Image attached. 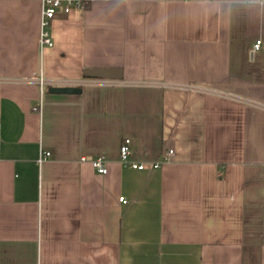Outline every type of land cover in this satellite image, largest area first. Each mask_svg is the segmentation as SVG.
Masks as SVG:
<instances>
[{"label": "crops", "instance_id": "obj_1", "mask_svg": "<svg viewBox=\"0 0 264 264\" xmlns=\"http://www.w3.org/2000/svg\"><path fill=\"white\" fill-rule=\"evenodd\" d=\"M40 17L0 0V264H264V0H87L53 47Z\"/></svg>", "mask_w": 264, "mask_h": 264}, {"label": "built area", "instance_id": "obj_2", "mask_svg": "<svg viewBox=\"0 0 264 264\" xmlns=\"http://www.w3.org/2000/svg\"><path fill=\"white\" fill-rule=\"evenodd\" d=\"M39 2L41 5V17H40V44L42 47H53L54 41L51 36L50 26L55 17L59 14L69 15L77 10H85L87 0H33ZM262 41L258 40L254 46L253 52L261 49ZM40 85L43 87L46 81L43 78L39 80ZM80 87V86H77ZM132 140L125 138L120 146V161L122 164L131 167L135 170H145L148 165L143 162H136L131 160L132 154ZM174 154V150H169L163 155V161H169ZM51 155L50 152H43L39 161L43 162ZM93 168L97 173L105 175L108 173V167L103 157H98L91 162ZM161 162L155 161L151 164L152 168H160ZM123 203L127 201L122 197L120 199Z\"/></svg>", "mask_w": 264, "mask_h": 264}, {"label": "water", "instance_id": "obj_3", "mask_svg": "<svg viewBox=\"0 0 264 264\" xmlns=\"http://www.w3.org/2000/svg\"><path fill=\"white\" fill-rule=\"evenodd\" d=\"M87 78L104 80H122L123 71L118 68H87L84 71ZM82 87H52L49 89L53 94L77 95L82 93Z\"/></svg>", "mask_w": 264, "mask_h": 264}]
</instances>
